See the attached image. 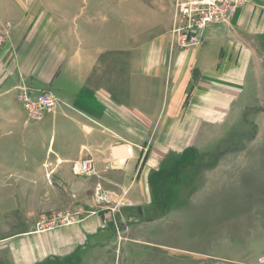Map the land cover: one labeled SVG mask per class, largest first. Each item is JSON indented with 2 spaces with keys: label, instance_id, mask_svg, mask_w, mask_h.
Listing matches in <instances>:
<instances>
[{
  "label": "crops",
  "instance_id": "0c3cea01",
  "mask_svg": "<svg viewBox=\"0 0 264 264\" xmlns=\"http://www.w3.org/2000/svg\"><path fill=\"white\" fill-rule=\"evenodd\" d=\"M52 5L50 16L41 0H0V22L15 25L10 44L0 50L13 51L18 61L39 56L32 78H26L30 70L21 62L0 81V99L16 100L24 110L20 118L5 115L7 127L17 121L14 133H23L22 152L34 144L29 136H37L40 156L30 160L23 153L22 167L42 175L43 170H57L55 184L61 178L60 185L70 187L75 198H84L83 205L98 209L66 226L13 233L7 241L16 264H190L189 255L173 256L178 249L174 245L160 248L138 239L151 224L138 222V216L155 201L151 178L163 155L173 161L170 156L201 151L205 146L195 141L211 134L206 123L220 126L229 117L241 97L237 86L264 46V14L252 16L247 4L231 26L211 27L203 45L173 48V12L169 17L159 12L164 9L159 3L124 2L117 12L101 11L99 19H80L72 7L68 16L60 4ZM50 65L53 70L47 69ZM21 80L38 90L55 88L63 101L38 126L16 98ZM220 132L214 129L212 135ZM12 133L8 129L4 135ZM149 137L161 142L146 144ZM119 145L127 147L126 157L114 155ZM85 156L95 159L99 175L74 173V164ZM102 200L116 204L97 206ZM121 230L134 234V241H118ZM257 233L262 234L261 243L254 244ZM248 239L244 248L216 243L193 252L199 256L192 258L198 264H256L264 253V229ZM223 249L230 255H221Z\"/></svg>",
  "mask_w": 264,
  "mask_h": 264
},
{
  "label": "rangeland",
  "instance_id": "374dc122",
  "mask_svg": "<svg viewBox=\"0 0 264 264\" xmlns=\"http://www.w3.org/2000/svg\"><path fill=\"white\" fill-rule=\"evenodd\" d=\"M34 1L38 3V0ZM41 1L49 8L48 11L52 12L50 16L54 15L55 10L52 4L56 2L64 8L63 11L68 16L72 7L76 11L75 15L80 19L84 17L99 19L103 16L101 11L105 15L117 12L122 3L135 0ZM136 1L153 7L158 6L159 3L164 6V9L158 8L159 12L160 10L167 12L168 17L170 12H173L172 23L174 22L176 0ZM247 4L252 6V16L264 14V0H245L236 7L230 22H216L206 28L200 46L206 42L211 27L231 26L241 8ZM6 22L7 20L1 21L0 25L3 26ZM173 26L174 23L172 28ZM12 53L13 51L8 53L7 48L0 50V81L11 74L13 69L19 68L21 62L27 64L30 70L29 77L26 78H32L37 74L34 62L39 56L32 54L18 61L14 59ZM47 69L53 70L54 66H47ZM23 81L17 83L15 91ZM237 87L240 88L241 97L232 105L229 117L222 121L220 126L218 124L213 126L207 122L206 132L211 134L197 137L195 144L205 146L200 149L201 151L170 156V158L174 157L173 161L167 159L168 155H163V162L157 170L153 171L151 178L155 193V201L150 205L151 210L149 209L151 215L148 209L143 214L138 212V222L151 221V224L146 225L149 229L144 227L142 234H137L138 239L140 236L143 241L158 244L160 248L174 245L178 249H173V256L176 258L189 255L190 264H198L192 257L199 255L193 252L206 250L209 246L214 247L216 243L228 246L233 242L237 247L244 248L249 243L248 236L252 238L253 232L264 229V46L258 49L257 56L253 58V68L245 73ZM31 88L37 93L50 89L58 99L55 104L44 102L38 116H33L32 123L38 126L59 108L63 101L56 90H53L55 88L39 90ZM23 112L24 110L16 100L0 99V121H2L0 124V264H16L7 239L18 230L53 229L47 227L50 222L43 221L56 211L74 212L81 208L85 216L76 221L80 222L94 213L98 209L97 206H100L99 203L110 206L116 204L112 200H102L94 206L97 208L89 209L85 204L83 205L84 200L81 199L84 198L79 196L75 198L70 187L60 185L63 181L61 178L60 183L55 184L57 170H43L42 175L38 174L37 169L23 168L19 163L23 153L30 160H37L40 156L36 144L37 136L30 131L27 133L32 135L29 138L34 144L29 143L27 152H22L20 145L23 143V133H14L16 129L14 125L17 121L11 120L10 127H7L5 116L6 114L17 115L20 118ZM8 129L13 132L9 137L4 135ZM214 129L221 132L212 135ZM153 139L156 142L159 141L158 138L149 137L145 141L146 144H150ZM15 145H18L17 151H14L17 148ZM96 168L99 175L100 171L98 167ZM41 177L45 178V184ZM67 199H71L72 203H69ZM166 212L170 216L165 219ZM129 223L126 222V224ZM257 234L260 236L256 237ZM257 234H254L256 235L253 239L254 244L261 243L262 234ZM117 240L134 241V234L121 230ZM182 247L189 249L190 253L188 254ZM160 248L159 250H165ZM221 255L229 256L228 249H223ZM262 256L264 253L257 257L256 264H261L259 259ZM42 264L67 263L47 261Z\"/></svg>",
  "mask_w": 264,
  "mask_h": 264
},
{
  "label": "built area",
  "instance_id": "2783aa9c",
  "mask_svg": "<svg viewBox=\"0 0 264 264\" xmlns=\"http://www.w3.org/2000/svg\"><path fill=\"white\" fill-rule=\"evenodd\" d=\"M244 2L245 0H176L174 26L170 32L171 46L173 48L200 46L206 28L212 23L230 22L236 7ZM13 27L14 24L10 21L3 26L0 25V48L9 41ZM16 98L32 118L38 116L44 102L55 104L58 101L50 89L37 93L25 81L17 86ZM95 163L92 156H85L74 164V172L77 175H97ZM84 216L85 212L81 208L74 212L56 211L43 222H50L47 227L54 228L69 225ZM259 261L264 264V256Z\"/></svg>",
  "mask_w": 264,
  "mask_h": 264
},
{
  "label": "water",
  "instance_id": "95a60500",
  "mask_svg": "<svg viewBox=\"0 0 264 264\" xmlns=\"http://www.w3.org/2000/svg\"><path fill=\"white\" fill-rule=\"evenodd\" d=\"M127 154H128L127 153V147L125 145H119V146H116L114 148V155H116V156L122 155V157H126ZM116 166H118V165L116 164Z\"/></svg>",
  "mask_w": 264,
  "mask_h": 264
},
{
  "label": "bare ground",
  "instance_id": "6f19581e",
  "mask_svg": "<svg viewBox=\"0 0 264 264\" xmlns=\"http://www.w3.org/2000/svg\"><path fill=\"white\" fill-rule=\"evenodd\" d=\"M116 161V160H115ZM123 162V161H122Z\"/></svg>",
  "mask_w": 264,
  "mask_h": 264
}]
</instances>
